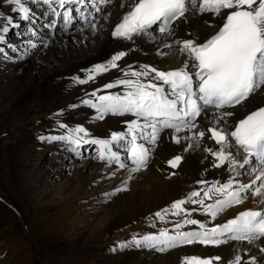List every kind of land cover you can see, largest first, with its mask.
Here are the masks:
<instances>
[{"label":"snow or ice","instance_id":"snow-or-ice-1","mask_svg":"<svg viewBox=\"0 0 264 264\" xmlns=\"http://www.w3.org/2000/svg\"><path fill=\"white\" fill-rule=\"evenodd\" d=\"M40 2L47 6L50 17H60L66 29L83 22L95 30L98 27L93 22L95 15L103 11L100 5H107L110 0H99V4L97 0ZM3 4L10 6V13L18 14L20 20L31 23L32 9L28 0H3ZM123 6L126 11L114 22L111 36L125 41L141 36L156 40V32L161 41L174 37L173 25L187 19L189 12L211 13L220 17L221 24L215 34L203 41L174 39L172 44L163 45L175 47L188 57L179 68L162 71L141 64L120 69L118 62L127 52L118 51L107 63L88 69L87 79L76 78L78 83L86 84L101 73L120 69V78L93 90L90 98L82 103L95 109L97 119L108 114H131L134 119L126 122L125 131L112 132L110 139H91L84 127L77 126L69 127L65 135L42 136L41 139L64 141L77 154L86 145L99 146V159L127 170L129 178L132 173L147 168L152 148L166 130L174 143L187 141L188 148L193 143L199 146L205 138L214 141L217 147H205L204 151L214 158L213 167L227 165V179L224 182L197 181L202 186L200 190L192 191L187 198L178 199L154 214L163 221L169 211L173 216L183 213V219L174 223L171 231L160 228L158 233L134 237L132 243L158 251L194 243L219 246L235 241L254 245L264 238V207L241 211L225 223L211 227L191 216L192 212L203 211L215 220L226 208L243 203L249 192L264 206V167L250 182L240 179L251 176L257 166H264V106L249 111L243 118L237 115V106L244 107L264 87V0H127ZM0 20H3L0 25V44H3L6 34L18 25L11 14L3 11H0ZM47 27L57 28L58 21L50 19ZM30 31L35 34L34 25ZM28 45L37 47L31 41ZM3 51L0 48V53ZM118 87L122 91H105ZM181 160L182 156L176 155L167 164L174 169ZM122 190L126 188L117 189ZM210 200L213 202L206 203ZM189 203L200 207L188 209L185 205ZM189 225L197 227L183 230ZM259 252L264 253V247L259 248ZM243 255L246 253H237L231 259L188 256L183 258L182 264H225V260L226 264H264V256L251 255L244 260Z\"/></svg>","mask_w":264,"mask_h":264},{"label":"bare ground","instance_id":"bare-ground-1","mask_svg":"<svg viewBox=\"0 0 264 264\" xmlns=\"http://www.w3.org/2000/svg\"><path fill=\"white\" fill-rule=\"evenodd\" d=\"M126 3L127 0H114L111 4L105 5L109 15L99 19L98 27L95 30L82 24L63 30L54 38L50 37V33L46 31L43 35H45L44 40L49 41L48 46L57 42L55 46L48 50L47 54H45L47 47L44 49L38 44L39 46L30 49L28 55H24L22 48L25 44L28 45V42L23 37L15 38V40H22V42L17 46L13 45L14 52L12 54L8 53L10 59L7 65L11 70L9 75L16 77L14 83L17 85L15 88V84L11 85L12 83L1 86L2 91L5 92L2 93V101L13 104L23 101L21 102L23 106L20 108L27 111V118L17 116L15 119L21 122L19 126H12V119L7 118L4 121V128H12V134L19 142V146H21V143L22 145H26L28 142L32 143V146L28 144L29 146L22 147L23 149L18 154L15 153V149H12L9 152V158L13 164L20 165L16 170V178L25 197L36 213L34 216L35 223L42 230L60 233L69 240L75 239L79 232L68 228L66 222H76V217L67 216V214L74 207L73 212H79L85 216L86 211L82 210H88L91 207L94 194H84L90 192L88 190L92 184H96V186H94L95 189L91 193L98 191L99 188H109L112 191L114 188L121 186L126 188L122 191H127V193L116 192L107 203L102 201L103 198L99 200L97 206L104 208L105 211L103 210L104 213L100 215L101 218L96 222L97 232H94L93 238L95 239V236L102 237L112 229L127 223L131 225V221L142 228L136 236V238H139L146 234L158 233L160 228H165L164 225L173 226L174 223L180 222L183 219V213L180 216H173L169 211L163 221L157 219L154 214L166 206H170L172 202L178 199L187 198L192 191L200 190L202 186L197 181L224 182L228 177L227 165L220 168L213 167L214 158L204 151L205 147L216 148L214 141L205 138L199 146L193 143V146L188 148L187 141H183L181 144L174 143L166 130L152 148L151 159L147 168L132 173L131 178H129L130 174L127 170L118 169L113 164L106 167V161L96 160L95 156L90 157L93 156L91 154L83 160L81 159L82 167L79 172L74 173L75 181H72L70 185H65L69 188L67 194L61 199L55 197L53 204L45 201L47 191L44 188L37 187L33 170L29 169L27 164V160H29L27 154L31 152L29 149L32 147L38 148V156L48 152L49 154L51 152L56 153V155L64 154L65 161L73 165L78 162L75 159L76 154L64 144V141L56 140L57 143L53 146L46 145L47 142L50 143L53 140H42L41 137L65 135L69 127L74 128L77 126L84 127L91 139H110L112 132L125 131L126 122L134 119L131 114H108L103 119H97L95 109L84 105L82 101L90 98L89 94L93 90L101 89L104 84L120 78L122 76L120 69L128 65L136 68L141 64H145L156 67L158 70L182 66L188 57L180 53L175 47L170 48L163 45L172 44L174 39L194 38L203 41L215 32L217 22L221 20L220 17L211 13L189 12L186 14L187 19L175 24L174 37L161 41L159 34L155 33L156 40H149L147 36H141L133 41H125L113 38L111 28L114 22L126 11L123 6ZM1 11L11 14L15 18V23L18 22L19 15L10 13V6L3 5ZM42 17H45L47 21L52 18L48 16V13H43ZM105 17L108 18L105 19ZM1 21L3 23V20ZM39 33L41 32L38 31ZM118 51L127 52V55L118 62L120 69H111L101 73L95 80L86 84L77 82L76 78L87 79L88 69L97 64L107 63L111 56ZM22 52L23 55L20 54ZM161 52L164 54H160ZM58 55L59 57H57ZM18 68L20 71L17 70ZM34 71L37 77L33 76L32 72ZM105 91L118 92L122 91V88L118 87ZM100 94H105V92ZM42 97L48 99L44 101ZM29 102L33 103V107L50 106L52 110L56 109L57 112L55 118H53L56 122L52 120L47 128L38 130L37 123H35L36 119L33 120L26 109ZM261 102L264 103V87L258 90L245 103L244 107L237 106V115H242L248 109L250 110L255 103ZM17 106L19 105H16L15 108ZM18 113L17 109L14 115H18ZM59 124H64L66 127L60 128ZM183 135L185 133H181V136ZM95 147L99 158V146ZM185 148H188V150L185 151ZM113 150L116 149L113 148ZM81 153H84V151ZM121 154H123V150H121ZM176 155H181L182 160L179 166L173 169L167 164V161ZM52 158L54 159V157ZM237 158L242 159L239 156ZM260 168H257V171L251 176H242L240 179L245 183L250 182L255 179ZM84 169L90 170V176L86 180H82L85 179V175H83L85 173L82 172ZM65 186L59 187L61 193L66 191ZM258 201L259 198L249 192L243 203L226 208L215 220H212L203 211L192 212L191 218L205 222L209 227L215 224H223L228 219L234 218L236 213L243 209L257 210L264 207ZM212 202L211 200L206 201V203ZM78 206H80V210ZM185 207L192 209L200 206L189 203ZM83 224L85 225V222ZM196 227L189 225L183 230ZM134 237V235H130L115 245L114 249H119L115 255L120 261L119 264H182L183 258L188 256L202 258L220 256L231 259L237 253H246L242 257L244 260L251 255L264 256V253L259 252V248L264 247V238L256 241L254 245H249L247 242L229 241L219 246H205L197 243L178 246L170 251H158L142 247L130 248L124 241L129 240L132 243ZM121 244L127 246L121 247ZM60 255L61 253L58 254V256ZM214 264H219V262H214Z\"/></svg>","mask_w":264,"mask_h":264},{"label":"rangeland","instance_id":"rangeland-1","mask_svg":"<svg viewBox=\"0 0 264 264\" xmlns=\"http://www.w3.org/2000/svg\"><path fill=\"white\" fill-rule=\"evenodd\" d=\"M2 1L3 0H0V9L3 6ZM45 32L46 31L39 33L40 36L36 38V45H41L44 49L47 47L45 52V54H47L48 50L51 49L52 46H55L57 42L48 46L49 41L44 40L45 35L43 34H45ZM50 37L54 38L55 35ZM28 54L29 53L24 52V55ZM57 57H59V55ZM7 63L8 61H0V264H119L120 261L117 256H115L119 249H115L116 253L108 251L106 254L105 248L110 242L115 240L114 237H122L125 229L136 228L138 225L131 221L132 227L130 228V225L127 223L112 229L109 233L107 232L103 235L104 237L95 236L94 239L93 235L94 232H97V227H95L96 222L105 211L104 208L97 206L99 200L103 198L102 201L107 203L110 197L118 192L117 189H124L122 186L114 188L112 191L111 189L109 190V188H99L98 191L93 193L91 192L95 189L94 186H96V184L89 186L88 191L90 192H86L84 195L94 194L92 198L93 204L88 210H82L86 211L85 216L79 212H73L74 207H72L69 214L66 213L67 216L76 217V222H66L69 229L79 232L77 237L73 240L66 239L57 232H46L35 223L34 216L36 213L31 203L25 197L16 178V170L20 165L13 164L9 158V152L12 149H15V153L18 154L23 149L22 147L32 146V143L30 144V142H28L26 145H22L21 143V146H19V142L12 134V128H4V121L7 118L12 119H10L12 126H19L21 124V122L15 119L17 116L27 118V111L20 108L23 106L21 104L23 101L16 104L2 101V93L5 92L2 91L1 86H7V83H12L11 85L15 84V88L17 85L14 83L16 77L9 75L11 70L8 68ZM17 70L20 71L19 68ZM35 73V71L32 72L33 76L37 77ZM9 95L13 96L12 94ZM42 99L45 101L48 98L42 97ZM16 105L19 106L15 108ZM17 109L19 113L18 115H14ZM26 109L28 110V115L30 114L29 116L33 117V120L36 119L35 123H37L38 129L46 128L47 125L51 123L53 114L56 113V109L52 110L50 106L33 107V103L30 102L27 104ZM6 115L11 116L5 117ZM53 121L56 122L55 119H53ZM53 142L54 144L57 143V141L54 140ZM54 144L50 143L52 146ZM29 150L31 152L27 154L29 156V160H27L28 167L33 170V176L38 185L37 187L44 188V190L47 191L45 201H49L52 204L55 197L61 199V197L67 194L69 188L65 185H70L72 181H75L76 178L74 173L80 171L82 160L91 155L82 153L81 157L75 156L78 162L71 165L70 162L68 163L65 161L64 154L56 155V153L51 152L49 154L48 152L38 156V148L32 147ZM52 157H54V159ZM25 159L24 157V160ZM105 165L107 167L110 164L106 162ZM89 171V169H84L82 171L85 173L83 174L85 175V179L82 180H86L88 176H90ZM62 185L66 187V191L61 193L59 187ZM122 192L127 193V191ZM11 205L16 208L17 213L12 209ZM78 207L80 210V206ZM84 222L85 225L83 224ZM121 241L122 240L116 241L114 245L119 244ZM59 253H61L60 256H58Z\"/></svg>","mask_w":264,"mask_h":264}]
</instances>
